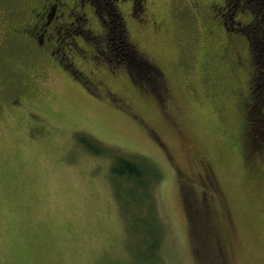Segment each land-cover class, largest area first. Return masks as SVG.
I'll use <instances>...</instances> for the list:
<instances>
[{
  "label": "rangeland",
  "instance_id": "374dc122",
  "mask_svg": "<svg viewBox=\"0 0 264 264\" xmlns=\"http://www.w3.org/2000/svg\"><path fill=\"white\" fill-rule=\"evenodd\" d=\"M51 1L0 0V264H264V0ZM113 155L161 174L155 261Z\"/></svg>",
  "mask_w": 264,
  "mask_h": 264
},
{
  "label": "trees",
  "instance_id": "16d2710c",
  "mask_svg": "<svg viewBox=\"0 0 264 264\" xmlns=\"http://www.w3.org/2000/svg\"><path fill=\"white\" fill-rule=\"evenodd\" d=\"M100 16L105 23L114 21V17H117L115 13L111 15L107 12L105 15L101 13ZM111 25H114L113 22ZM123 42L120 38H115L109 42L110 47H103L106 51L108 48L110 49L112 61L117 60L120 56V48L124 47ZM106 60H108L107 57ZM76 139L80 145L94 155L109 154V150L102 148L91 137L77 134ZM111 157L113 158L111 177L114 197L129 223V230L137 234L138 240L146 250L142 261L145 263L151 260L155 261L160 246L161 229L154 216V200L151 188L155 181L160 180L161 174L154 165L144 159H130L117 155Z\"/></svg>",
  "mask_w": 264,
  "mask_h": 264
},
{
  "label": "flooded vegetation",
  "instance_id": "af4514ba",
  "mask_svg": "<svg viewBox=\"0 0 264 264\" xmlns=\"http://www.w3.org/2000/svg\"><path fill=\"white\" fill-rule=\"evenodd\" d=\"M45 1V4H43V6H42V4H41V9H42V13H43V15L42 14H40V15H42L41 17H44V15H45V17L47 18V20L49 21V19H50V16H51V12L53 11L52 10V7H49L48 6V3H50V5H51V0H44ZM41 17H38V21L40 20V18ZM48 23V22H47ZM44 25V24H43ZM43 28V27H42Z\"/></svg>",
  "mask_w": 264,
  "mask_h": 264
}]
</instances>
